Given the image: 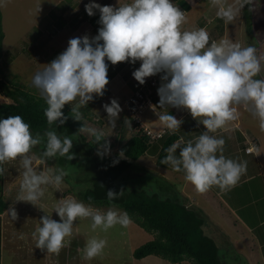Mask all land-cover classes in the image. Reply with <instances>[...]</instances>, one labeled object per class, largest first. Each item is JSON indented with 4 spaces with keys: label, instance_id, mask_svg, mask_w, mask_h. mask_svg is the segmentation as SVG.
Here are the masks:
<instances>
[{
    "label": "clouds",
    "instance_id": "1",
    "mask_svg": "<svg viewBox=\"0 0 264 264\" xmlns=\"http://www.w3.org/2000/svg\"><path fill=\"white\" fill-rule=\"evenodd\" d=\"M250 2L235 0L234 4L225 5L222 0H211L212 6L219 9L217 15L226 21H232ZM94 10L100 14L97 35L71 38L66 50L31 80V86L39 91L47 105L44 110L47 124L63 125L68 117L61 110L74 101L71 116L82 121L80 109L94 96L102 97L109 83V65L105 60L111 65L140 61V67L132 72L140 85L147 77L163 73L157 89L158 107L186 109L205 129L194 141L184 143L181 139L170 145L160 163L171 166L175 172H183L184 180L198 194H205L213 187L225 193L234 188L246 173L247 162L226 158L225 140L210 133L238 120L240 107L256 118L259 131L264 133V79L255 78L262 70L264 56H258L253 46L244 47L230 40L210 43L209 34L203 28L184 30L187 17L172 0H131L118 7L92 2L85 5L89 16L95 14ZM102 107L108 126L115 128L122 111L119 103L112 99ZM156 115L169 132H176L183 123L169 112ZM78 131L94 138L98 156L103 158L108 154L109 144L102 131L84 124ZM43 137L46 138L44 148L36 155L32 149L42 143L41 134L34 136L20 115L0 119V165L20 161L17 200L32 205L41 200L47 187L59 191L68 175L63 168L45 171L38 170V166L47 167V161L57 156L69 161L75 158L70 152L73 142L68 136L61 139L55 130H47ZM4 172L0 167V175ZM122 195L123 190L106 192L110 202ZM53 211L59 222L51 215L42 216L32 238L36 248L57 255L65 246L66 238L72 235L77 219H90L93 232L97 229L107 232L117 225L127 228L131 223L129 214L115 206L102 211L71 196L59 199ZM8 214L12 220L17 219L14 209L10 208ZM106 247V239L94 236L82 249V259L90 261L101 256Z\"/></svg>",
    "mask_w": 264,
    "mask_h": 264
},
{
    "label": "rangeland",
    "instance_id": "2",
    "mask_svg": "<svg viewBox=\"0 0 264 264\" xmlns=\"http://www.w3.org/2000/svg\"><path fill=\"white\" fill-rule=\"evenodd\" d=\"M125 1L127 2V0ZM71 2L72 0H0L2 27L4 30V38L2 40V57L0 59V66L3 69V75L1 76L3 78L13 79L15 82L27 86L31 92L40 95L39 91L31 86V80L34 74L43 70L47 64H49L59 54L65 51L64 48L57 46L54 42L52 44L51 37H53L55 33L57 34L58 29L64 27L68 22H71L70 25L72 26L74 23L79 22L76 20L74 21L73 18H71L69 21H66L69 19L68 16L67 18L65 16V14H67L66 12L68 11L66 9L67 7L72 8L70 7ZM149 84L150 83H145L142 85L147 92ZM135 90L136 85L131 82H127L126 86L111 92L105 97L104 94L102 97L94 96V99L87 105L90 106L88 113L92 117L86 121L87 127H93L102 131L108 139H111L115 142L114 152H112L113 150L111 151V149L108 152L110 155L119 153L118 138H124L125 140L133 131V128H131L125 122V120L129 122L126 118L125 102L128 96ZM112 99L117 100L122 109V111L119 113L118 119L116 120V126L113 129L108 126L107 114L102 107V105L109 103ZM5 100L7 99L0 94V101ZM75 103L76 102L74 101L73 105ZM73 105H71V107ZM129 124L131 125L130 122ZM40 134L42 137V143L35 146L34 151L32 150L34 154L38 155L42 152L44 148L43 141L46 139L43 137L44 133ZM84 135L87 138H90L87 133H84ZM120 135L121 137H119ZM61 137V139H63V136ZM157 146L158 142L153 141L149 149L144 153L145 155L140 156L136 161L133 162L132 167L127 171L129 174L125 177V181L129 182L130 180L135 182L136 178L143 177L149 179L148 183L152 185L156 180L162 178L160 175H172L168 169L156 164V153L154 152ZM71 150L74 149L72 148ZM77 161H79L78 158L71 161L65 158V163L67 164V162H70L69 164H58L59 168H63L67 171L70 181L75 185H77L75 182L77 173L79 175L82 174L80 169H77V167L74 166L78 163ZM9 165L11 168H9ZM17 168H20L19 160L6 164V173L8 175V179L6 180L7 186H9L8 182L12 181V178L9 176V170L11 169L14 171ZM48 168L55 169L56 167L53 164H48L47 167L43 166V168L42 166H38V170L43 169L46 171ZM17 180H13L12 184H10L8 187V192L14 191L16 186L13 184L15 182L17 184ZM254 181L255 184L256 182L259 183L258 187L255 186V188H258L259 192L252 195L250 202H248L249 206L245 207L247 209V213L254 209V211L257 213L254 218L246 216V209H237L233 206L235 208L234 209L228 200V192L221 195H216L214 192H212V190H209L205 194H198L194 191L193 186L189 183L187 184L185 190H180V193L183 194L182 197L184 199L196 197V205L198 206L201 215L206 218L207 223L204 226L205 229L212 230L216 234H219L220 237H224L225 241H223L222 244L220 241H218L219 252L222 255L223 260L228 264H264V189L262 188V178H256ZM174 182L176 185L182 184L181 181ZM68 187V184L63 182L62 188L59 189L60 194L54 192L49 195L45 194L44 201L49 209L54 208L59 199L69 197L66 195ZM177 188L179 187L177 186ZM63 192L64 194H62ZM55 194H58V196L56 197ZM92 207L106 211L112 206ZM115 207L123 211V209L117 206ZM49 211H51V209L48 211H45L44 209L45 213L42 215L41 211L39 216H37L35 212L30 213L28 215V220L29 222H32L38 218L39 226L40 218L48 214L52 216V219L59 222V217L56 215V213L54 211ZM243 219L246 220L248 224L244 223ZM256 221L262 223L251 228L249 225L255 224ZM75 223L78 225V227H82L83 231L85 232L83 233L85 240H89L94 236L107 240V247L104 249V257H106L107 260L104 264H110L112 262L114 264H130L132 261L133 264H190L187 260H184L181 263H172L156 255H148L141 259L135 260L131 255V250L140 244L153 239V237L149 232L141 229L133 221H131L130 225L127 227L128 232H126V228H122L119 225L110 228L107 232L101 231L100 229H97L95 232H93L90 228V219H77V221H74V224ZM72 233H74V229ZM72 238V236L66 238L65 246L69 245L70 247L69 250L66 249L65 251L64 246L62 248L61 254L60 252L58 255L47 253L46 250H43L42 252V250L39 249V251L36 252V257L38 258H30L27 255L29 252H27L25 261H23V263L20 262L19 255L15 254L14 256V254H11V263L48 264V260L51 262H61V259L64 261L70 256L74 257L76 253V245H81V243L78 242L68 244L69 239ZM79 248L81 249V253L79 252V254L83 255L82 249L84 248V245L78 246L77 249ZM107 252L108 254H106ZM99 257L101 258L103 256ZM107 257H113L114 259L112 260L111 258ZM79 258L81 257L79 256Z\"/></svg>",
    "mask_w": 264,
    "mask_h": 264
},
{
    "label": "crops",
    "instance_id": "3",
    "mask_svg": "<svg viewBox=\"0 0 264 264\" xmlns=\"http://www.w3.org/2000/svg\"><path fill=\"white\" fill-rule=\"evenodd\" d=\"M124 1L125 0H72L70 5L72 8L67 7L66 9L68 11L66 12L67 14H65V16L66 18L67 16L69 17V19L66 21H69L71 18H73L74 21L76 20L79 22L74 23L73 26L70 25L71 22H68L64 27L58 29L57 34L55 33V35L51 37L52 44L54 42L57 46H60L66 50L68 47V41L71 38L82 37L84 35H87L89 38H91L97 35V30L99 27H101V25L98 23L100 16L99 11L94 10L95 14L93 16H89L85 11L86 4L92 2L101 6L110 5L113 7H118L122 3L125 4L131 2V0H127V2ZM172 3L180 8V10H182L187 17V23L183 25L184 30H196L203 28L209 34L210 43L219 42L220 40H230L233 43H240L244 47L253 46L257 49L258 56H264V0H251L250 3L246 4L244 8L241 9L239 14L232 21H226L225 19L220 18L217 15L219 9L218 7L212 6L211 0H172ZM222 3L225 5L234 4L235 0H222ZM105 62L109 65L107 72L109 83L106 85L104 90V97L109 95L111 92L126 86L127 82L135 84L136 89L142 86L132 76V72L140 67V61H137L134 64L122 62L117 63L116 65H111V63L107 60H105ZM161 75H163V73H159L155 76H150L145 79L146 84L150 83L152 80L155 81V84L153 87H151L152 105L147 107L142 114V121L145 127L156 132L164 130L162 137L154 140L155 142H158V146L154 152L156 153V158L163 142L167 138L176 137L173 143L178 142L181 139L184 143H187L189 140L194 141L195 138L205 131L203 125L198 124V122L191 117L186 109H177L174 107L162 109L158 107L159 97L157 95V89L160 87L162 82L160 79ZM255 78L264 79V62H262L261 72ZM238 111L240 112L238 120L229 123L224 129H220L215 133H210V135H214L217 138L222 137L225 140L223 155L226 158L247 162L246 173L241 177L238 184L228 191V200L230 201L232 207L234 206L237 209H246L245 207L249 206L248 202H250L252 195L259 192L258 188H255V186L258 187L259 185L258 182L255 184L254 180L256 178H262V188L264 189V133L259 131L258 121L252 116L250 112L246 111L243 107H240ZM165 112H169V114L174 115L177 119H181L183 121L180 129L174 133L164 129L158 120L156 113ZM128 125L132 128L130 124ZM250 145L254 146L253 151L246 152L245 148L249 147ZM178 152L179 149L177 150V155ZM48 164L50 163L47 162V165ZM163 167L168 169L172 175L164 176V174H162L160 176L173 183L176 187L178 186L180 188H178L179 190H185L188 183L184 180V173L173 171L169 165H164ZM3 168L5 169V172L2 175V189L0 192V199L5 203V208L2 212H0V264H12L10 257L11 254H14V256L15 254L19 255V260L21 263H23V261H25L27 252H29L27 255L30 258H38L36 257V252L39 251V249L35 247V241L32 238V233L38 226V218L35 219V221L33 220L32 222H29L28 215L35 212L37 216H39L41 211L43 215V213H45L44 209L45 211L51 209L49 212H53V208L49 209V207L45 204V195L36 205L17 200L19 194V180H21V175H19L21 173V167L15 169L14 171L10 169L11 172L9 170V176L12 178V181L10 180L11 182H8L9 186L12 184L13 180L18 179L17 184L16 182L13 184L16 187L12 192H8L9 186L6 185V180L8 179V175L6 173V164L3 165ZM9 168H11L10 165ZM135 180L138 181V183H143L144 186L148 184L152 187V185L148 183L149 179L147 178L138 177ZM174 181H181L182 184L176 185ZM63 182L68 184L64 179ZM61 188L62 185L60 189ZM69 188L71 187L69 186L68 189ZM210 190H212V192H214L216 195L225 193L221 192L217 187H213ZM52 192L59 193L58 190L50 187L46 189L45 194L49 195ZM66 193V195L69 197H75L73 192L67 191ZM62 194H64V192ZM55 196L57 197L58 194H55ZM188 199L189 198L185 200L189 205L196 206V208H198L196 205V197H192L189 200ZM85 204L88 205L87 203ZM10 208L16 211L17 219H11L10 214H8V210ZM245 214L251 218H254L257 215L254 209L248 213L246 209ZM243 222L248 224L244 219ZM260 223L262 222L256 221L255 224L249 226L253 228L258 226ZM73 225L74 233L71 235L73 238L69 239L68 244L80 242L81 245L85 246L86 242L88 241L83 237V233L85 232L83 231L82 227H78L76 223H73ZM126 232H128L127 228ZM214 235L217 237V240L221 242V244L223 241H225L223 236L220 237L219 234L216 233ZM81 245H76V253L74 257L70 256L64 261L61 259V262H51L48 260L47 263L104 264L106 262L107 259L104 257V251L101 255L103 257L101 258L98 256L90 261L82 259L83 255L79 254L81 249H77L78 246ZM69 247V245H66L64 247L65 251L66 249L69 250ZM61 252L62 249L60 254ZM106 254H108V252ZM79 256L81 258H79ZM107 258H111L112 260L114 259L113 257ZM110 264L114 263L112 262ZM130 264H133V261Z\"/></svg>",
    "mask_w": 264,
    "mask_h": 264
},
{
    "label": "trees",
    "instance_id": "4",
    "mask_svg": "<svg viewBox=\"0 0 264 264\" xmlns=\"http://www.w3.org/2000/svg\"><path fill=\"white\" fill-rule=\"evenodd\" d=\"M3 38L0 10V59ZM1 75L3 69L0 66V94L7 99L0 101V119L20 115L30 125L34 136L36 133L55 130L60 138L68 136L72 140L74 150H71V153L75 154L74 160L76 158L79 160L74 166L80 169L82 174L77 173L75 177L77 185L70 181L69 174L64 177L71 187L68 192H73L78 200L93 206H117L123 209L129 214L131 221L153 235V239L132 250V257L135 260L156 255L172 263L187 260L190 264H228L219 252L215 233L204 227L207 223L206 218L201 215L199 208L186 202L173 183L161 178L151 187L148 184L144 186L136 180L135 182L124 180L133 162L143 156L151 146L153 140L148 135L133 129L127 139L118 138V154H106L101 158L96 154L97 145L93 143L94 138L91 136L87 138L84 133L78 131L83 124L87 126L86 121L92 118L88 113L90 106L80 109L83 119L76 121L71 116V105L66 104L61 111L68 119L63 125L53 124L50 127L44 115L47 107L44 99L31 92L27 86ZM126 118L130 122L127 114ZM125 122L129 124L126 120ZM104 139L114 152L115 142L107 137ZM175 139L176 137H169L163 142L156 158L158 166H164L160 161L167 155L165 150ZM100 143L103 144L104 140ZM65 158L57 156L47 162L59 168L58 164L70 163L66 164ZM1 182L2 175L0 192ZM110 189L116 192L123 190V195L110 202L106 196ZM89 197L93 199L89 201ZM4 208L5 203L0 199V212Z\"/></svg>",
    "mask_w": 264,
    "mask_h": 264
},
{
    "label": "built area",
    "instance_id": "5",
    "mask_svg": "<svg viewBox=\"0 0 264 264\" xmlns=\"http://www.w3.org/2000/svg\"><path fill=\"white\" fill-rule=\"evenodd\" d=\"M155 81L152 80L149 84L148 92L145 91L144 86L139 87L133 93H131L126 102V114L130 120V123L135 131H141L146 134L153 141L162 137L164 130L162 131H152L143 125L142 114L144 110L152 105V89ZM254 146L250 145L245 148L246 152L253 151Z\"/></svg>",
    "mask_w": 264,
    "mask_h": 264
}]
</instances>
